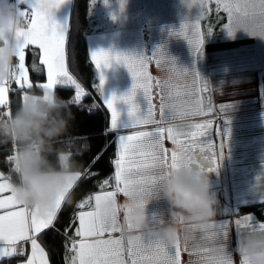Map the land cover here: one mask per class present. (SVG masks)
Segmentation results:
<instances>
[{
    "label": "snow or ice",
    "instance_id": "6c2138e0",
    "mask_svg": "<svg viewBox=\"0 0 264 264\" xmlns=\"http://www.w3.org/2000/svg\"><path fill=\"white\" fill-rule=\"evenodd\" d=\"M96 0H92L95 4ZM18 5H27L29 12L21 13L25 18L26 27L19 32L22 38L18 45V63L16 64L14 81L24 89L33 88L29 82V77L25 71V49L29 46H36L42 53L40 63L47 67V83L37 84L36 87L44 90H53L57 85L72 87L75 90V97L70 100L73 105H78L87 95L85 89L70 74L65 63V42L67 31L62 28L53 18V11L61 8L67 3V0H17ZM217 3H223V10L228 15V24L225 29L229 35L236 32L237 27L242 23V17L239 14L243 7L246 11L244 16L254 15L256 5L243 4L238 0H217ZM260 14L264 16V0H259ZM182 25L178 33L184 37L189 45L192 46L195 53L202 52L204 38L200 35L198 26L192 24L193 35L190 37L186 28ZM264 27V25H262ZM247 32V25L242 29ZM210 34V33H209ZM91 59L96 69L100 72L99 88L103 90L105 77L103 69L110 68L113 62L123 64L130 73L133 85L131 90L124 96L117 97L113 95L105 100L107 108L111 112V129H128L143 125H157L154 131H137L132 135H119L117 142V151L115 159L111 161L114 166V175L100 182L101 189L109 186L110 180H114L113 191H101L100 194L89 195L77 204V208L84 209L85 206H91L94 199V210L79 211L74 214L70 221L75 224L78 221V227L75 229V237L79 240L69 238L71 247L67 251L74 254L70 258V264H125L123 254L125 252L124 238L102 239L105 233L121 232L125 228L131 229L132 225L127 220V210L130 206L142 204L138 199V194H144L156 188V181L162 179L169 171H175L178 167H194L201 172L210 173L216 170L219 165L216 154L208 155L203 149H200V155L193 152V145L197 143V138L204 136V130L212 123L207 121L203 124H194L189 126V131H183L176 127L159 126L167 119L166 109L175 112L177 105L184 107L189 103L187 85H184L185 91L176 93L173 89L176 85L169 80H155L148 74L147 65L149 61H155L157 67H162L163 62H167L168 70L179 76H185L188 73L193 78V86L199 81L198 72H188L177 66L175 60L169 59L162 48H157L151 55L134 56L124 53H112L99 50L91 53ZM32 70L41 73V68L34 62ZM10 84L0 85V105L6 106V93L10 89ZM159 88L160 92V120L155 119L154 105L152 104V89ZM206 87L196 89L197 92H203ZM141 91L147 101V111H142L140 106L135 103L137 92ZM28 95L24 96V100ZM118 101H123L129 106L128 116L130 123L121 124V113L115 105ZM212 110L208 105V111ZM223 111L224 108L221 107ZM205 114V108L202 101L197 99L191 107H184L181 115L199 116ZM5 115V113H0ZM218 134L220 130L217 129ZM175 145V149L170 152L163 146L164 134ZM181 136L187 137L188 142L180 139ZM224 144L220 145L219 158H223ZM106 151V147L104 149ZM102 155V153H101ZM101 158L97 155L94 160L98 162ZM9 162H13V156H10ZM93 178L91 168H89L80 177L79 181ZM12 176H5L0 172V259L4 257L23 255L18 250L17 245L20 242H30L31 258L27 259V264H47L45 249L38 243V238L46 234V230L55 229V222L58 213L61 211L58 206V212L50 215L47 219L41 218L37 212L29 207L21 205L12 192ZM7 193V195H6ZM123 193L129 198V202L122 207L117 204L116 196ZM123 211V224L119 222V213ZM252 220L250 216L243 218V223L247 231H264V224L258 227L249 223ZM236 224L241 227L242 221L237 220ZM216 227V226H215ZM226 228V222L220 225ZM67 234V229L65 230ZM227 230L223 232H213L210 238L219 241V245L226 244ZM178 241L174 246H169L165 241L148 237L142 240L132 241L127 239V254L131 258V264H180V249ZM218 248L211 249L202 264H220L217 257ZM191 254V253H190Z\"/></svg>",
    "mask_w": 264,
    "mask_h": 264
},
{
    "label": "clouds",
    "instance_id": "9594fccd",
    "mask_svg": "<svg viewBox=\"0 0 264 264\" xmlns=\"http://www.w3.org/2000/svg\"><path fill=\"white\" fill-rule=\"evenodd\" d=\"M23 10L15 0H0V85L14 81L18 61L19 32L26 27ZM72 104L54 90L30 94L9 116H0V145L11 144L15 174L12 192L17 201L47 219L58 206H72L75 188L84 174L77 159L90 148L71 134ZM154 199L166 210H150L140 194L139 206L127 210L131 229L124 234L132 241L145 236L159 238L169 246L181 239V229L194 224L201 230L215 229L220 201L207 173L194 167H178L156 181ZM187 239V236H185ZM220 264H264V231H247L235 248L219 245Z\"/></svg>",
    "mask_w": 264,
    "mask_h": 264
},
{
    "label": "crops",
    "instance_id": "0c3cea01",
    "mask_svg": "<svg viewBox=\"0 0 264 264\" xmlns=\"http://www.w3.org/2000/svg\"><path fill=\"white\" fill-rule=\"evenodd\" d=\"M71 7L72 0H67V3L65 5L53 11L54 20L62 28H64L65 31H68ZM117 32L119 31L108 30L89 34L88 42L90 53L96 51L95 42L99 44L100 50L102 49L101 46L103 44L102 50L104 51L106 49H112L113 53L118 51L120 48L115 46V44H111L109 45V47L107 46L108 39L111 38L112 35L114 36V33ZM174 32L178 33L179 30L177 29V31H172V34ZM187 34L190 36V33ZM142 40L143 37H140V42H143ZM161 40L163 41V43H161L162 47L159 46V42L157 43L155 39L152 38V40L150 41L151 44L149 46V50H144L142 43L140 45V51H137L139 52V56H142V52L144 51L145 55H151L157 48H162L165 55L169 59L175 60L178 67L185 69L188 72H198L200 75L197 53L194 52L192 46L189 45L188 41L184 37L179 35H169V37L164 36V38H162ZM123 42H121V44ZM104 46H107V48H105ZM27 49L28 48L25 49V71L28 74L29 82L32 83L29 66L26 61ZM99 49L97 51H99ZM136 55L137 57H139L138 53ZM65 63L68 68L66 49ZM44 67L46 71L45 83H47V67L46 65H44ZM168 67L169 66L166 60L165 62H163L162 67H157L155 61L148 62L147 71L148 74L153 77V83L157 79L169 80L171 84L176 85L173 91L181 94L185 91L184 85H187V91L189 92V103L184 107H191V105H193L195 101L199 99L202 101V106L205 108V114L199 116L181 115L184 107H181L178 104L175 112H170L168 109L165 110L167 119L159 126L165 128L176 127L182 129L183 131H189L194 130L190 129L189 126L191 125L198 123L203 124L207 121L212 122L204 130V136L197 138V143L193 145V152L195 153V155L199 156L200 149H203L210 156L213 152L216 154V159L218 160L219 165L215 171L207 173V175L211 179L213 190L221 197L219 199V210L230 209L229 201L226 195H232L236 193L264 194V81H262L261 77L262 72L258 74L254 73V76L250 80L246 81V83L243 84V87L239 89H234V86L227 87L224 85L222 87V91L219 90L220 92L217 94L215 93V86L212 85V90L214 91V106L209 112L208 107H206L205 104L204 93L196 91V89L202 87L201 75L199 81L195 84L194 87L193 78L190 74L185 73V76H179L174 72H170L168 70ZM103 74L105 77V84L103 85L102 94L104 102L105 100L110 99L113 95L121 97L126 95L131 90L133 80L127 68L123 64L113 62L110 68L103 69ZM259 78L261 84H258ZM211 82H213V80ZM15 86L20 87L17 83L12 82L10 85V89ZM111 90L113 94L111 93ZM10 91L6 93L5 99L7 101V105L4 106L5 111H10ZM105 91L110 92L107 96L108 98L104 96V94L106 93ZM159 92L160 90L157 87H153L151 92L152 104L154 105V112L156 116L155 119H157L158 121L160 120ZM30 94L35 93L23 91V98L25 95ZM135 103L140 106L142 111H147L148 104L141 91L137 92ZM1 106L2 105H0V107ZM115 107L121 114H128L129 106L123 101H118ZM221 107L224 108L223 111L221 110ZM156 127L157 125L149 124L128 129H117L115 130L116 145L119 135H132L137 131H154ZM217 129L220 130L221 134H218ZM180 139L188 142L187 137L181 136ZM221 144H224L222 159L219 158ZM163 146L165 149L169 150V155L170 152L175 149V145H173L172 142L168 140L167 133L164 134ZM255 151H261V154L255 155ZM4 174L8 176L5 172ZM113 185L109 188L96 191L94 195L100 194L101 191H113ZM155 191H157L156 188L148 193L140 195L149 202L150 210H166V205L163 201H157L153 198ZM116 201L117 204L122 207L125 203L129 202V198L125 197L123 193H119L116 196ZM82 210H94V204L92 207ZM118 219L119 222L123 224V211L119 213ZM237 220L238 218H225L223 217V214L218 212V215L215 217L216 227L211 232L203 231L194 224H186L181 229V239L179 243V249L181 253L179 258L180 264H202V261L205 260L209 251L219 246L218 240L210 238V234L213 232H223L224 230H227L228 234L226 244H228L231 248H235L238 237L246 232V230L243 229L244 227H246L243 221L241 227H239L236 224ZM260 221L264 224V220ZM224 222H226V228H221L220 225ZM251 224L255 225L254 222H251ZM121 236H123L124 238L125 246L123 259L125 260V264H131V258L127 254L128 238L124 234V232H113L110 234L105 233L101 238L119 239L121 238ZM185 236H187V239H185ZM148 237L149 236H145L144 238ZM74 239L78 241L79 237H75ZM20 243H27L29 245V252L26 257L22 258L19 261L18 264H27V259L31 258L32 254L31 244L30 242ZM20 243L17 245L18 250L20 248ZM38 243L45 249L47 264H51L48 251L41 243L39 238Z\"/></svg>",
    "mask_w": 264,
    "mask_h": 264
},
{
    "label": "trees",
    "instance_id": "16d2710c",
    "mask_svg": "<svg viewBox=\"0 0 264 264\" xmlns=\"http://www.w3.org/2000/svg\"><path fill=\"white\" fill-rule=\"evenodd\" d=\"M115 0H96L95 4L92 0H72V7L69 16V27L65 42L67 55V63L70 74L85 89L87 95L78 105H72L74 120L71 124V134L78 142H87L90 148L83 153L82 156H77L83 165L85 172L91 168L93 178L78 181L75 188V200L72 206H62L58 213V218L55 222V229L46 230V234L39 237L41 243L48 251L51 264H70V258L74 254L67 251L71 247V240L75 238V229L78 227V221L71 224L70 221L74 218V214L80 210L77 204L84 200L89 195H94L98 190H102L100 182L106 178H111L114 175V166L111 163L115 159L116 131L111 129V112L104 102L102 90L99 88V71L91 59V53L88 42V35L95 32H103L123 28V24L118 23V20L109 16L108 6ZM121 2L120 0H117ZM145 1L138 5L140 8L145 7ZM197 18H200L203 24L220 23L228 21V15L223 10L222 3L218 4L215 0H202L197 8ZM41 53L36 46L28 47L26 53V61L29 66L30 77L33 88L20 89V87H12L10 91V111H5L4 106L0 107V115L7 117L11 115L21 103H23V91L29 93L40 94L43 89L36 87L37 84L45 83L46 71L44 65L40 63ZM41 68V73L32 70L33 63ZM264 72V71H263ZM262 72V73H263ZM212 88L208 86L204 91L207 104L212 106L214 103ZM54 91L65 100H73L75 90L72 87L57 85ZM106 147V151L104 150ZM102 153V155H101ZM15 151L11 144L0 145V169L8 176L14 179L13 172L14 163L9 162V157L14 156ZM100 155L98 162L93 164L94 158ZM114 180H110L109 188L113 185ZM85 206L84 209L92 207ZM242 211H252L259 220H264V202L246 203L240 207ZM67 229V234L65 230ZM26 244V245H25ZM20 243L19 250L23 255L4 257L0 259V264H18L19 261L28 254L29 245Z\"/></svg>",
    "mask_w": 264,
    "mask_h": 264
},
{
    "label": "rangeland",
    "instance_id": "374dc122",
    "mask_svg": "<svg viewBox=\"0 0 264 264\" xmlns=\"http://www.w3.org/2000/svg\"><path fill=\"white\" fill-rule=\"evenodd\" d=\"M120 1L115 0L112 2L108 6L110 11L107 13L124 26L115 29L119 32L114 33V36L112 35L107 41L108 47L115 44L120 48L115 53L119 52L134 56H137L138 53L139 56L137 51H140L142 43L143 49L149 50L150 41L153 38L162 47L161 43L163 41L161 39L164 36H172V31L180 30L182 25L188 26L186 32L192 36L193 30L190 26L196 24L200 35L204 38L203 49L202 52L197 53V59L202 87H206V90L208 86L212 88V85L215 86L214 89L217 94L222 91L224 85L239 89L254 76V73L258 74L264 71V27H262L264 16L260 14L259 0H238L241 5L255 4L256 8L254 15L246 17L244 16L246 10L243 7L241 8L239 14L243 18L242 23L233 35H229L225 29L228 21L203 24L201 19L196 17L198 14L197 8L202 0H146L143 9L138 5L144 0ZM245 25H247V32L242 30ZM140 37H143V42H140ZM121 42L123 43L121 44ZM95 44L97 51L99 44L97 42ZM107 46L104 47L107 48ZM101 47L103 49V44ZM105 51L113 53L112 49H106ZM142 55H145V51L142 52ZM261 77L264 81V72ZM211 79L213 82H211ZM258 84H261L260 78ZM105 92L104 96L108 98L110 92ZM111 93L113 94L112 90ZM204 100L206 107H208V99L206 100L205 96ZM213 106L214 103L211 108ZM130 121L131 118L128 114H121L120 123H130ZM0 172L4 173L2 169H0ZM226 196L230 209L218 211L223 214V217L238 218V220L243 221L244 217L250 216L252 220L249 223L254 222L257 227L263 224L257 219L254 212H243L240 206L244 203L264 202V194L236 193Z\"/></svg>",
    "mask_w": 264,
    "mask_h": 264
},
{
    "label": "built area",
    "instance_id": "2783aa9c",
    "mask_svg": "<svg viewBox=\"0 0 264 264\" xmlns=\"http://www.w3.org/2000/svg\"><path fill=\"white\" fill-rule=\"evenodd\" d=\"M15 2L17 3V0H15ZM20 8L23 10V11H28L29 12V18H30V10L28 9V7L26 5H19ZM220 195H218V199H220Z\"/></svg>",
    "mask_w": 264,
    "mask_h": 264
},
{
    "label": "flooded vegetation",
    "instance_id": "af4514ba",
    "mask_svg": "<svg viewBox=\"0 0 264 264\" xmlns=\"http://www.w3.org/2000/svg\"><path fill=\"white\" fill-rule=\"evenodd\" d=\"M259 154H261V151H255V155H259ZM262 202V201H261ZM252 203H257V202H252ZM244 204H246V203H244ZM241 205H243V204H241ZM241 207V206H240ZM249 211V210H248ZM248 211H243V212H248Z\"/></svg>",
    "mask_w": 264,
    "mask_h": 264
}]
</instances>
